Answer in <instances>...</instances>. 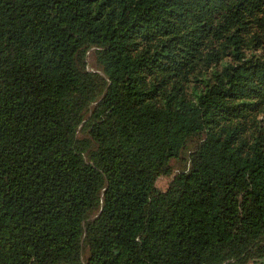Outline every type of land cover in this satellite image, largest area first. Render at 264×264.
<instances>
[{
  "label": "trees",
  "instance_id": "16d2710c",
  "mask_svg": "<svg viewBox=\"0 0 264 264\" xmlns=\"http://www.w3.org/2000/svg\"><path fill=\"white\" fill-rule=\"evenodd\" d=\"M0 264H264V0H0Z\"/></svg>",
  "mask_w": 264,
  "mask_h": 264
},
{
  "label": "rangeland",
  "instance_id": "374dc122",
  "mask_svg": "<svg viewBox=\"0 0 264 264\" xmlns=\"http://www.w3.org/2000/svg\"><path fill=\"white\" fill-rule=\"evenodd\" d=\"M87 69H89V70L96 69L95 61L93 60L92 56L88 60V68ZM260 118H262V115L260 116ZM175 166L180 168L182 166V164L179 162H175ZM170 181H171V177L162 178L158 184V188L162 191L166 190L169 186Z\"/></svg>",
  "mask_w": 264,
  "mask_h": 264
}]
</instances>
